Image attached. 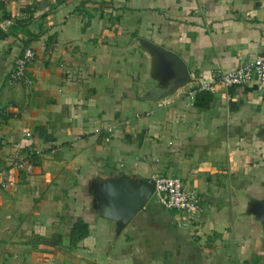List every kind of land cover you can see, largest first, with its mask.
I'll return each instance as SVG.
<instances>
[{"label":"crops","instance_id":"0c3cea01","mask_svg":"<svg viewBox=\"0 0 264 264\" xmlns=\"http://www.w3.org/2000/svg\"><path fill=\"white\" fill-rule=\"evenodd\" d=\"M142 41L195 84L151 100ZM262 55L264 0H0V264H258L237 214L264 186V92L201 86ZM156 175L200 197L197 221L154 196L122 228L99 215L101 181Z\"/></svg>","mask_w":264,"mask_h":264},{"label":"water","instance_id":"95a60500","mask_svg":"<svg viewBox=\"0 0 264 264\" xmlns=\"http://www.w3.org/2000/svg\"><path fill=\"white\" fill-rule=\"evenodd\" d=\"M141 44L155 60V75L163 80V84L151 92V100H159L174 89L195 84L187 65L176 53L149 41H142ZM263 133L259 131L258 136L264 142ZM154 192L155 185L147 180L122 176L101 181L95 192L100 202L99 215L118 222L122 228L145 208ZM237 218L251 231L252 253L258 264H264V186L244 190Z\"/></svg>","mask_w":264,"mask_h":264},{"label":"built area","instance_id":"2783aa9c","mask_svg":"<svg viewBox=\"0 0 264 264\" xmlns=\"http://www.w3.org/2000/svg\"><path fill=\"white\" fill-rule=\"evenodd\" d=\"M34 58L35 52L32 49H27L23 57L15 62L11 79L13 81L27 79L28 66ZM27 82L30 81L27 80ZM253 82H256L258 89L264 92V55L241 63L231 72L222 73L216 82L205 83L201 87L203 90L214 93L219 85L245 86ZM25 134L31 136L29 131H25ZM12 170L31 174L34 171V166L30 160L19 158L13 164ZM151 182L155 185L153 196L164 209L176 211L190 222L197 221L204 213L200 197L189 192L181 179L156 175L152 177ZM1 185L3 188L14 186L12 176Z\"/></svg>","mask_w":264,"mask_h":264},{"label":"trees","instance_id":"16d2710c","mask_svg":"<svg viewBox=\"0 0 264 264\" xmlns=\"http://www.w3.org/2000/svg\"><path fill=\"white\" fill-rule=\"evenodd\" d=\"M34 165H35V163H34Z\"/></svg>","mask_w":264,"mask_h":264}]
</instances>
